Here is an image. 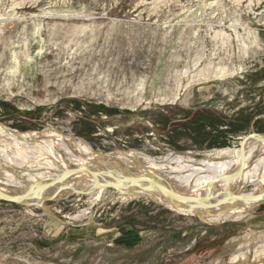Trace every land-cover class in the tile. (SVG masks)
Wrapping results in <instances>:
<instances>
[{"label": "rangeland", "instance_id": "1", "mask_svg": "<svg viewBox=\"0 0 264 264\" xmlns=\"http://www.w3.org/2000/svg\"><path fill=\"white\" fill-rule=\"evenodd\" d=\"M73 101L120 114L89 117ZM0 122L101 152L238 148L264 131V0H0ZM132 202L48 204L75 226L0 203V264H264V205L207 226ZM122 214L133 224L120 229Z\"/></svg>", "mask_w": 264, "mask_h": 264}, {"label": "water", "instance_id": "2", "mask_svg": "<svg viewBox=\"0 0 264 264\" xmlns=\"http://www.w3.org/2000/svg\"><path fill=\"white\" fill-rule=\"evenodd\" d=\"M0 126L21 143L30 146L42 142L46 133L53 130L63 138L70 141L75 138L87 147L88 153L73 152L75 159L83 160L84 164L71 162L62 155L64 162L51 158L54 165L52 169L40 166L28 169L7 163L0 158V203L41 210L46 216L63 225L75 226L70 221L58 218L51 211L49 203H59L75 196L88 197L100 190L109 192L111 200L119 198L128 201L146 200L166 211L192 216L207 226L236 222L237 220L232 217L226 219V216L242 210L240 216L245 218L264 205L263 187L248 190V187L259 183L260 175L254 182L237 185L243 171L264 158V133L252 132L243 137L238 147L240 165L211 179L204 188H199V191L193 193L192 186L182 189L172 180L175 176L170 175L168 171L153 169L139 156L160 161L167 154L155 156L144 149L101 152L95 150L83 138L70 137L57 128H45L27 139L1 122ZM0 144L4 143L0 142ZM174 153L190 154L197 161L204 159V152ZM172 167L176 165L173 164ZM6 173L15 175L23 186L4 184ZM38 174L43 176L38 177ZM211 217H220V219L211 222Z\"/></svg>", "mask_w": 264, "mask_h": 264}, {"label": "bare ground", "instance_id": "3", "mask_svg": "<svg viewBox=\"0 0 264 264\" xmlns=\"http://www.w3.org/2000/svg\"><path fill=\"white\" fill-rule=\"evenodd\" d=\"M61 132L64 133L63 131ZM20 135L21 137L28 139L32 138L35 133H20ZM0 142L4 143L3 145L0 144L1 159L5 160L7 163L26 167L28 169L38 167L35 166L38 163L41 164L39 165L40 167L52 169L54 168V165L51 161V158H54L60 162H64L63 158L65 157L71 162L84 164L85 162L83 160L75 159L73 152L81 151L83 153H88L87 147H85L81 141L75 138L71 139L70 141L69 139H65L61 135L55 133L53 130L46 133V136L42 142H36L33 146H30L21 143L19 139L11 136L0 126ZM8 151H12V155L8 154ZM62 155H64V157ZM139 156L145 159L153 169L168 171L170 175L175 176V178L172 180L182 189H188L189 185L192 186L191 188H193V193L199 191V188H204L211 179L231 169L234 170L240 165L239 148H225L204 152V159L198 161L190 154H177L174 152L168 153L160 161H153L146 156ZM173 164H175L176 167H172ZM259 175L261 181L259 178L260 183L258 184V188H264V158H261L255 162L251 167L246 168L238 179L237 185L238 183L240 185H245L247 183L254 182L255 178ZM42 176V174H38V177ZM31 179L32 181L34 180L33 177ZM3 183L23 186L20 180L15 177V175L10 173L5 174ZM104 193V190H100L95 194L100 195ZM241 211L242 210H238L227 215L226 219L231 217L234 220L244 219L242 216H240V213H242ZM83 217L84 216L77 215L71 219L82 220ZM219 219L220 217H211L210 221L217 222Z\"/></svg>", "mask_w": 264, "mask_h": 264}, {"label": "trees", "instance_id": "4", "mask_svg": "<svg viewBox=\"0 0 264 264\" xmlns=\"http://www.w3.org/2000/svg\"><path fill=\"white\" fill-rule=\"evenodd\" d=\"M73 104L75 105V108L77 110H82L83 109L85 111V114L87 116H89V117L93 116V115H97V116L100 115V116H108V117H110V116H114V115L120 114L119 111L114 110V109H108V108H106L104 106H99V107L96 108V107L92 106L91 104H87V103L86 104H82L79 101H73ZM84 107L86 109H84ZM212 123H218L220 125H223L224 121L221 120V119H215L214 121L212 120ZM249 123L250 122L248 120H245L244 123H242V124H237V123L231 122L229 125L232 127L231 131H233V133H238L239 131H243V129L247 128ZM258 131H260V130H258ZM262 132H264V131H261V133ZM218 138L220 139V138H222V136L219 135V136L212 137V140L210 141L211 143L208 144V148L213 147L214 145H217V144L222 145V143L219 142ZM146 202H148V201H146V200L134 201V202L129 204V207H132L134 205L135 206H137V205L138 206H144L145 208L144 207L143 208L146 209V211H148L154 205L152 203H150V202H148L146 204ZM263 207H261V208H263ZM16 208H19V207H16ZM163 212L164 213H170L169 211H166V210H163ZM120 219L121 220L119 221V223H117L118 228H120V229H123L124 225H126L127 223H132L133 224L132 216H127L126 217V216H124L122 214V215H120Z\"/></svg>", "mask_w": 264, "mask_h": 264}]
</instances>
